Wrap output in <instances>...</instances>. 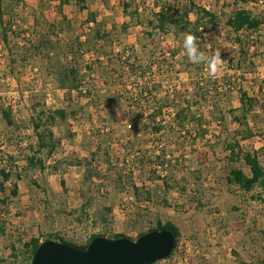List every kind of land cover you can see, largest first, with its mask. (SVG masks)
Segmentation results:
<instances>
[{"label": "rangeland", "instance_id": "1", "mask_svg": "<svg viewBox=\"0 0 264 264\" xmlns=\"http://www.w3.org/2000/svg\"><path fill=\"white\" fill-rule=\"evenodd\" d=\"M191 2L193 21L199 8L220 14L197 37L205 55L220 51L214 76L189 61L185 30L159 27L161 7L183 13L189 2L1 0L0 169L13 175L0 189V264H22L24 243L34 237L75 245L93 234L137 239L158 221L172 222L180 235L172 256L155 264L264 261V191L228 181L235 168L250 174L247 152H258L264 168V24L240 34L247 54L226 25L236 8L264 18V0ZM64 68L77 69L80 90L60 87ZM242 91L256 102L240 124ZM157 118L165 121L161 133ZM40 121L61 141L52 154L39 147ZM248 130L254 135L243 139ZM160 144L168 161L163 185L152 168ZM230 144L239 145L240 158H231ZM32 156L43 165H31ZM15 182L19 193L5 205Z\"/></svg>", "mask_w": 264, "mask_h": 264}, {"label": "trees", "instance_id": "2", "mask_svg": "<svg viewBox=\"0 0 264 264\" xmlns=\"http://www.w3.org/2000/svg\"><path fill=\"white\" fill-rule=\"evenodd\" d=\"M58 1L60 2L61 5L68 4L71 2V0H58ZM80 1L85 2L86 0H80ZM176 1L179 3L189 2L191 4V8L181 13L182 11L179 10L178 8L166 9L165 7H161L159 12H157L156 14L158 21H159V27L161 29L166 30L167 27L180 26L187 33H192L196 37H198V35L201 33V30H204L206 28V23L209 22L211 24L217 25V23L219 22L220 14H218L217 12H213L211 10L205 9V8L198 9V12H196V15H197L196 20L193 21L189 17L190 13L194 11L193 10L194 4L191 2L192 0H176ZM242 1L244 3H247L251 0H242ZM254 1L259 2V0H254ZM1 7L2 5H1V0H0V11H1ZM65 19H66V16L64 15L63 20ZM201 20L203 21L201 22ZM92 21L96 22V24L98 23L95 20H91V22ZM263 24H264V18L262 15H255L251 10H248L246 8H236L230 13V15L227 17V20H226V25L237 35V41H238V44L240 45V50L242 51V53H245V54H247L246 53L247 51L245 50L246 41L244 38L241 37L242 35L240 34L245 33V32L257 34ZM6 33H7V29L5 28L2 37H3V40L6 43H8V37ZM132 70L134 71V68H132ZM77 72H78L77 69L64 68L62 71L63 78H61L63 81L60 87L62 89L69 88L71 90H80L82 87L81 85L82 81L79 78H77L78 77L76 76ZM143 88H141V91H144ZM262 89L264 88L260 87V91H262ZM241 93H242L241 99H240L242 103V106L240 107L241 117L240 118L235 117V119L238 123L243 124L247 122V119H248L247 115L251 112V110H253L255 102H256V98L248 96V93L246 91H242ZM161 112L162 111L159 110L158 114H161ZM2 114H3V117L6 119L7 123L12 124L9 111H7L6 109H3ZM56 114H58L60 118L62 119L67 118V113L65 110H56ZM181 115H182V119H186V116L185 115L183 116V112ZM51 117L54 119L53 116ZM177 123L182 128L186 126L184 120L182 121L179 120L177 121ZM154 124L155 122H153V125ZM154 126L157 132L162 129V127L158 124V122ZM42 127H43V124L41 123V121L37 122L35 125V128L37 130L39 147L41 149L47 148L48 153L52 154L57 149V146L61 143V141L59 138L55 137L53 130H51L50 128H44V130H41ZM253 135H254L253 132H251V130H248L247 134L243 136V139L250 138ZM238 147H239L238 144H230L229 151L231 153V158L233 159L240 158L241 152L236 151ZM243 158H244L245 163L248 165L250 169V174H246L243 170L235 168L231 170L230 176H228V181L230 183L237 184L241 189H244L246 191H251L256 186H259L264 191V189L260 185V181L264 176V168L259 160L258 152H253V153L247 152L244 154ZM29 163L33 166L43 165L42 160L35 156H32L29 158ZM12 175H13L12 169H8V168L0 169V189L3 192H6L5 183L12 178ZM62 184L64 186L65 182L62 181ZM139 190H140L139 187L134 186V192L137 197H139ZM18 193H19V185L18 183L15 182L13 184V188L10 191V194H8V196L2 200V203L7 205V202L10 199V197L11 196L16 197ZM148 195L150 196V193H148ZM109 211H111V208L109 209ZM164 229L171 230L174 233L175 238H176L175 247H174V250H175L177 247L178 237L180 234H179V230L177 226L173 224L172 222H167L165 224H162L160 221H158L156 227L151 228L146 232H141L138 235V237L149 231L164 230ZM0 233L3 235L6 234V228H5L4 222H0ZM98 235L100 234H93L92 236H90V238L87 240V242L84 245H75L73 243H69L68 241H65L64 239L58 238V237L54 238V237L49 236V237H46L45 239L52 238L58 241L67 242L69 244L78 246L80 248H86L89 245V243ZM123 236L125 235L118 234V235H115L113 238H118V237H123ZM40 242H41V239L34 237L29 242L24 243V247L26 249L25 251L29 253V255L27 258L23 259L22 264L31 263L32 256ZM12 247L14 248V246ZM172 254L169 257H171Z\"/></svg>", "mask_w": 264, "mask_h": 264}, {"label": "water", "instance_id": "3", "mask_svg": "<svg viewBox=\"0 0 264 264\" xmlns=\"http://www.w3.org/2000/svg\"><path fill=\"white\" fill-rule=\"evenodd\" d=\"M260 185L264 189V176ZM175 241L167 229L149 231L137 239L98 235L86 248L47 238L39 243L30 264H154L173 253Z\"/></svg>", "mask_w": 264, "mask_h": 264}, {"label": "clouds", "instance_id": "4", "mask_svg": "<svg viewBox=\"0 0 264 264\" xmlns=\"http://www.w3.org/2000/svg\"><path fill=\"white\" fill-rule=\"evenodd\" d=\"M182 47L185 50L189 61L193 64L205 63L208 66L209 76H214L217 72L220 58V51L212 55H205L197 46V37L192 33H187L183 37Z\"/></svg>", "mask_w": 264, "mask_h": 264}, {"label": "built area", "instance_id": "5", "mask_svg": "<svg viewBox=\"0 0 264 264\" xmlns=\"http://www.w3.org/2000/svg\"><path fill=\"white\" fill-rule=\"evenodd\" d=\"M130 56H131L130 50L129 49H126L123 52V58L126 59L127 61H130ZM141 88H143L142 85H141ZM141 88H140V92L141 93H144V91H141ZM137 95H138V93H133V94L130 95L129 99L131 101H138V96ZM144 95H146V93H144ZM157 121H158V124L162 127V129L160 131H162L163 130V127H164L163 125H164L165 121H161L160 118H157ZM127 126L129 128H131L132 127V124L129 123ZM102 131L109 132L110 131V127L107 126V125L106 126H103L102 127ZM182 133H184L183 130H182ZM159 146L160 147L157 148V157L152 162V168L154 169L156 175L160 178L161 185H163V181H164L163 178L165 177V175L167 173L166 168L168 166V161L167 160H164V158H165L166 155L163 154V150H162L163 149V146H162V144H160ZM159 159H161V160H159Z\"/></svg>", "mask_w": 264, "mask_h": 264}, {"label": "crops", "instance_id": "6", "mask_svg": "<svg viewBox=\"0 0 264 264\" xmlns=\"http://www.w3.org/2000/svg\"><path fill=\"white\" fill-rule=\"evenodd\" d=\"M169 259V258H168ZM245 264V263H244Z\"/></svg>", "mask_w": 264, "mask_h": 264}]
</instances>
